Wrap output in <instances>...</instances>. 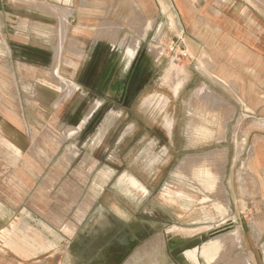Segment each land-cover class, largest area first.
Segmentation results:
<instances>
[{
	"label": "rangeland",
	"instance_id": "rangeland-1",
	"mask_svg": "<svg viewBox=\"0 0 264 264\" xmlns=\"http://www.w3.org/2000/svg\"><path fill=\"white\" fill-rule=\"evenodd\" d=\"M227 1L249 5L264 18V0ZM76 3L0 0V101L30 132L20 134L13 157L19 187L0 193L11 197L17 215L43 220L51 241L61 233L67 259L89 258L92 248L113 242L122 256L142 247L143 260L156 256L164 242L183 264L190 262L186 255L192 259L187 248L204 256L215 249L209 258L221 259L217 264H264V171L254 169L264 156H251L253 118L202 85L185 86L186 45L170 39L169 28L145 38L143 17L131 21L123 13L133 10L128 0H78L105 11L92 26L78 25ZM68 8L72 16L58 62ZM138 52L154 69L122 108L115 103L120 93L108 85L113 76L122 79ZM174 64L184 70L177 92L167 80ZM60 79L73 88L65 89ZM69 125L74 128L67 132ZM5 134L0 124L4 170L11 163L7 151L15 149ZM9 174L0 172V180ZM135 216L172 225L144 233ZM109 224L113 231L103 242L100 234ZM203 255L201 263L208 264Z\"/></svg>",
	"mask_w": 264,
	"mask_h": 264
},
{
	"label": "crops",
	"instance_id": "crops-1",
	"mask_svg": "<svg viewBox=\"0 0 264 264\" xmlns=\"http://www.w3.org/2000/svg\"><path fill=\"white\" fill-rule=\"evenodd\" d=\"M96 1L98 3L108 2V0ZM128 2L133 10L128 12L124 10L123 13L124 15L128 13L131 21L143 17L145 38L154 39L156 36H162L169 28L171 29L168 32L170 39H182L189 55L188 78L185 86L191 83L202 85V90L208 89L223 100L229 108L239 109L247 117L253 118L257 126L249 134L253 135L255 132L252 137L254 140L251 156L255 158L259 155L263 160L264 18L254 13L249 5L239 6L227 0H128ZM104 12L92 6L78 4V0L73 8L79 26H92L96 16L101 14L103 16ZM139 39L142 40V37ZM173 66L175 64L171 65ZM1 68L0 66V71ZM178 76L179 73L170 79L175 92L183 85V77L180 80L177 79ZM0 124L6 132L4 139L11 138L15 142L14 145L11 144L15 149L7 151L11 156V163H7L8 160L5 159L7 163L5 170L2 168L4 163L2 155L4 154H0V163L2 162L0 172L9 171L10 173L7 179L0 180V188L18 189L19 166L18 163L13 164V157L18 155L17 142L22 138L20 134L29 135V126L27 122L26 126H22L24 123L20 122L18 114L4 108L2 101H0ZM24 127L27 132H22ZM16 161L15 158V163ZM8 167L9 169L6 170ZM254 169L264 171V162L255 166ZM10 199L7 193L4 195L0 193V264H118V262L127 264L126 262L130 259L133 261L132 264H144V262L146 264H183L169 254L170 251L168 252L164 242L161 243L156 254L160 258L158 256V258L155 256L146 258L145 256V261L139 258V256L142 257L140 255L142 247L136 246L128 254L122 256L118 254L117 245L113 242L106 243L99 249L92 248L93 253L89 254V258L77 255L73 259H67L62 249L64 245H62L61 233L54 241H51L50 233H48L50 231L46 229L49 227L45 222L41 219L42 222L33 219L26 213L17 215L18 208L12 206ZM147 226L154 231L155 235L159 231L156 229L162 224L151 222ZM112 231L113 227L109 224L101 232L103 242ZM215 251V249L204 251L208 253L205 255L208 264H217L221 261L215 258L217 256L213 259L209 258L210 253ZM191 252H193L192 259L186 255L190 261L188 264H202L199 259V254L203 255L202 250L198 248L186 250V254ZM148 258L151 261L147 260ZM158 260L160 262H156Z\"/></svg>",
	"mask_w": 264,
	"mask_h": 264
},
{
	"label": "flooded vegetation",
	"instance_id": "flooded-vegetation-1",
	"mask_svg": "<svg viewBox=\"0 0 264 264\" xmlns=\"http://www.w3.org/2000/svg\"><path fill=\"white\" fill-rule=\"evenodd\" d=\"M132 58L133 61L131 63V67L129 68L126 74L121 75L122 79H119L118 81L116 80V77L113 76L111 83L108 85L110 91L116 90L118 93H120L115 103H117V105L122 108H128V106L130 105V101L133 99V97L142 91V86L148 84L152 71L154 69L153 67L148 66V63H146L145 58L142 56V52H138ZM95 118L96 116L94 117V119ZM130 214L133 215V212H131ZM134 218H138L137 220L141 223L142 230L144 231V233L152 232L147 226V224L151 222L161 223L163 227L164 225H172L169 222L147 219L141 216H135ZM163 227L161 228L164 229ZM184 250H189V248Z\"/></svg>",
	"mask_w": 264,
	"mask_h": 264
},
{
	"label": "bare ground",
	"instance_id": "bare-ground-1",
	"mask_svg": "<svg viewBox=\"0 0 264 264\" xmlns=\"http://www.w3.org/2000/svg\"><path fill=\"white\" fill-rule=\"evenodd\" d=\"M59 1V0H58ZM42 6H44L45 7V5L46 4H41ZM52 4H50V6H51ZM49 6V7H50ZM41 7V6H40ZM71 9L69 8V9H67V11L65 12V14L63 15V17H64V20H63V22L61 23V26H62V28H61V32H60V34H61V41H60V43L57 45V55H56V60L58 61V59L60 58V56H61V54H62V49H63V45H62V43H63V36H65V30L68 28V17L71 15ZM117 26V25H116ZM60 38V37H59ZM114 38V37H113ZM114 40L116 41V38H114ZM132 45H130L129 46V49H128V51H129V53H131V51H132V49H133V47H131ZM61 60V59H60ZM59 62V61H58ZM180 72L182 73V70H180V68L178 69V67L177 66H173V67H170V69L168 70V80L170 81V79H171V77L174 75V76H176V74H180ZM178 77H180V76H178ZM177 78V77H176ZM181 78V77H180ZM173 79V78H172ZM177 79H179V78H177ZM177 79H175V80H177ZM61 81H62V84L64 85V87H65V89H67V90H70V88L72 87L71 86V82H68V81H64V80H62V79H60ZM172 81H174V80H172ZM178 81H176V83H177ZM172 83V82H171ZM176 85V84H175ZM73 88V87H72ZM91 113V112H90ZM89 113V114H90ZM73 128H74V126H71V125H69V128H68V130H67V132H70V131H72L73 130ZM67 132H65V133H67ZM69 134V133H68ZM66 135V134H65ZM250 179H253V177H250ZM35 235H37V234H35ZM26 240V239H25ZM154 241V240H153ZM165 244V243H164ZM166 245V244H165ZM164 246V245H163ZM162 246V247H163ZM138 247V246H137ZM136 248V247H135ZM163 248H165V247H163ZM161 251H162V249H160ZM160 251V252H161ZM167 251V250H166ZM162 253V252H161ZM167 253V252H166ZM158 254H160L159 252H158ZM162 255V254H161ZM158 256V255H157ZM157 256H155V257H157ZM166 256V255H165ZM149 257V256H148ZM159 257V256H158ZM157 257V258H158ZM163 257V256H162ZM145 258V257H144ZM146 258H147V256H146ZM160 258V257H159ZM170 258V257H169ZM172 258V257H171ZM150 258H148L147 260H149ZM153 259V258H152ZM146 259H143V261H145ZM157 260V259H156ZM160 260H162V259H160ZM168 260V259H167ZM174 260V259H173ZM149 261H151V260H149ZM122 262H123V260H122ZM156 262H160L159 260L158 261H156ZM148 263V262H147ZM155 263V262H154ZM141 264V263H140ZM144 264H146L145 262H144ZM157 264V263H156ZM175 264V263H174Z\"/></svg>",
	"mask_w": 264,
	"mask_h": 264
},
{
	"label": "built area",
	"instance_id": "built-area-1",
	"mask_svg": "<svg viewBox=\"0 0 264 264\" xmlns=\"http://www.w3.org/2000/svg\"><path fill=\"white\" fill-rule=\"evenodd\" d=\"M178 47H179V44H178V43H177V44H173V45L171 46L172 50L175 51V53H177V52H176V49H178ZM179 52H180L181 55H183V56H187V51L181 49V47H180ZM180 54H176V60L179 59V55H180Z\"/></svg>",
	"mask_w": 264,
	"mask_h": 264
},
{
	"label": "water",
	"instance_id": "water-1",
	"mask_svg": "<svg viewBox=\"0 0 264 264\" xmlns=\"http://www.w3.org/2000/svg\"><path fill=\"white\" fill-rule=\"evenodd\" d=\"M165 226H166V225H164V227H165ZM167 226H168V225H167ZM161 227H163V226H160V227H159V228H157V229H159V230H160V229H162ZM164 227H163V228H164ZM157 229H156V230H157ZM152 232H154V231H152ZM152 232H150V233H152Z\"/></svg>",
	"mask_w": 264,
	"mask_h": 264
}]
</instances>
